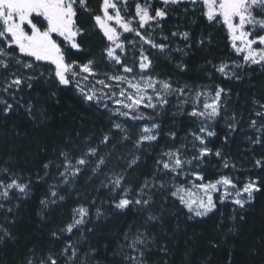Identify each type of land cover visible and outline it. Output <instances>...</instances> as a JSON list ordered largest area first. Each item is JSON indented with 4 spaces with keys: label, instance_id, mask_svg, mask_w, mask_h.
Listing matches in <instances>:
<instances>
[{
    "label": "snow or ice",
    "instance_id": "snow-or-ice-1",
    "mask_svg": "<svg viewBox=\"0 0 264 264\" xmlns=\"http://www.w3.org/2000/svg\"><path fill=\"white\" fill-rule=\"evenodd\" d=\"M198 54L207 84L191 82ZM214 73L253 88L264 77V0H0V116L20 107L39 127L43 102L71 93L107 121L58 144L41 171L21 166L22 145L0 150V252L37 186L42 222L69 209L0 264H208L193 260L189 227L215 221L219 248L264 196V88L238 110ZM238 135L247 146L233 154ZM248 254L237 264H264V232Z\"/></svg>",
    "mask_w": 264,
    "mask_h": 264
},
{
    "label": "trees",
    "instance_id": "trees-1",
    "mask_svg": "<svg viewBox=\"0 0 264 264\" xmlns=\"http://www.w3.org/2000/svg\"><path fill=\"white\" fill-rule=\"evenodd\" d=\"M93 6H95V0H93ZM216 34L218 36L219 50H214L211 53L214 59L217 57L223 58L226 51L223 32L218 31ZM202 61L203 56L200 54L195 58H189L191 68L189 75L193 77L191 82L209 83L205 74L199 69V64ZM165 65H167L166 61L160 67L163 68ZM252 80L255 83V88L252 87L247 78L243 81L227 82L218 74H213V81L216 84L232 89L233 100L231 103L238 110L242 109L245 101L249 99L253 91L259 93L264 88V77L259 73H254ZM237 93H239L238 99ZM59 99V104L54 99L43 102L48 110V118L39 127L28 119L23 108L20 107H16L15 112L7 118L0 116V150L22 145L23 147L19 149L21 155L20 164L29 172L41 171L42 163L53 155L52 150L66 138L75 139L77 132L83 137L88 132L97 130L99 125L107 122L99 113L88 110L85 105L78 102L77 98L71 93H61ZM26 100L27 93L25 94ZM164 119L169 121L171 117L166 116ZM169 126L171 125H165V127ZM186 126V124L178 125V132L182 133ZM218 127L222 129V122ZM16 132L20 133V135H15ZM42 144L47 145L46 150L41 149L40 145ZM246 146V142L240 139L238 135L236 143L232 145L233 154H239L238 150ZM46 191L47 185L41 184L37 186L31 199L22 204L16 223L14 225H6L11 228L17 239L15 242L9 243L0 252V258L9 260L13 255L19 257L29 245L46 239L45 233L48 226L59 223L62 218H68L69 209L65 206L62 210L53 213L52 218L47 223L40 220L38 215L40 209L39 199L42 198ZM223 211L225 216H227L230 213V208H225ZM247 217L248 222L244 225L241 234L239 236H228L225 243L215 249L211 247L209 240L222 238V233L217 230L216 222L209 221L205 225H191L189 234L193 231L197 233L195 241H189L190 244H193V260H207L208 264H228L230 253L233 264L249 259L248 249L260 239V234L264 232V196L258 195L257 202L253 209L247 213ZM103 241V236L93 239L95 244H100ZM255 259L259 261L260 257L256 256Z\"/></svg>",
    "mask_w": 264,
    "mask_h": 264
}]
</instances>
